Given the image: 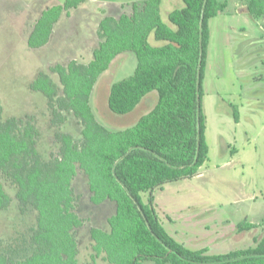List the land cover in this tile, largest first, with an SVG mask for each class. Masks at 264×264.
<instances>
[{
	"label": "trees",
	"instance_id": "16d2710c",
	"mask_svg": "<svg viewBox=\"0 0 264 264\" xmlns=\"http://www.w3.org/2000/svg\"><path fill=\"white\" fill-rule=\"evenodd\" d=\"M87 1L67 0L45 10L28 37L29 48L45 47L63 14L70 16ZM163 1L144 0L133 4L131 15L105 17L88 64H57L51 72L58 82L48 72L33 81L30 88L47 98L55 127L66 123L68 113L82 126L80 140L56 132L58 154L44 158L38 148L41 130L31 120H5L0 102V176L16 188L20 208L37 213L29 255L20 259L0 252V264H79L76 232L84 219L74 181L80 172L88 177L94 205L111 201L117 206L108 219L109 230L91 228L92 261L84 264H264V235L253 247L209 255L207 249L191 250L176 241L157 212L154 192L195 177L208 160L203 82L209 23L227 11L230 0H182L184 6L170 12L168 22ZM241 2L250 17L264 16V0ZM125 52L135 54L137 66L131 76L111 86L109 109L128 115L153 91L158 102L134 126L110 131L97 120L91 97L100 76ZM11 204L0 183V210ZM256 227L244 221L237 229L242 233Z\"/></svg>",
	"mask_w": 264,
	"mask_h": 264
},
{
	"label": "rangeland",
	"instance_id": "374dc122",
	"mask_svg": "<svg viewBox=\"0 0 264 264\" xmlns=\"http://www.w3.org/2000/svg\"><path fill=\"white\" fill-rule=\"evenodd\" d=\"M66 1L0 0L3 117L5 120L11 117L31 120L42 132L38 148L46 159L59 152L56 132L71 133L80 140L82 126L72 113H68L66 123L61 128L55 127L47 98L32 91L30 86L40 72H48L59 81L51 67L66 65L71 55L91 43L92 23L98 16L93 7L102 2L87 3L86 13H75L71 21L63 17L48 46L30 49L28 37L35 22L45 10ZM107 6L106 11L116 15V8ZM183 6L182 0H164L161 9L164 20L168 22L169 13ZM124 9L130 10L127 6ZM210 25L213 39L203 82L209 157L198 175L169 183L157 189L154 197L157 212L168 232L191 250L208 248L209 255H219L253 247L255 243L249 234H238L237 225L264 217V43L257 42L264 39V26L261 21L255 24L249 15L218 17L212 19ZM244 34L258 39L246 40ZM151 41L156 44L154 37ZM130 53L134 62L128 57L114 60L109 70L100 76L91 97L97 120L110 131L134 126L158 102V93L153 91L128 115H117L109 109L111 86L135 71L137 58ZM87 59L86 55L84 62ZM234 110L239 116V125H236ZM226 142L232 144V150ZM0 183L12 198L11 206L0 210V252L22 259L32 250L31 236L36 228L37 213L31 208H20L17 190L10 181L0 176ZM74 187L81 196L78 211L84 219V226L76 232L80 244L79 264H84L92 261L91 228L109 230L108 219L116 214L117 206L111 201L94 205L88 177L83 172L78 174ZM252 197L256 200L250 199ZM217 232L224 235L219 242Z\"/></svg>",
	"mask_w": 264,
	"mask_h": 264
},
{
	"label": "crops",
	"instance_id": "0c3cea01",
	"mask_svg": "<svg viewBox=\"0 0 264 264\" xmlns=\"http://www.w3.org/2000/svg\"><path fill=\"white\" fill-rule=\"evenodd\" d=\"M102 2L100 3V6L99 5H96V6H94L93 8L98 12V16H97V18H95L94 19V21H93V23H92V27H93V32H94V34H93V36H92V40H91V43H89V45L87 46L86 44L84 45L85 47H83L82 48V50H79L77 53H74L73 55H71V57L67 60V62L66 63H69L70 61H72V60H76V61H78V62H80V63H83V64H88L90 61H88V60H91L90 59V56L91 55H93L94 54V51L98 48V46H99V43H100V39H99V37H98V31H99V25H100V23H101V21L105 18V17H107V16H112V17H115V18H119L120 16H122L123 14H126V15H131L132 14V11H133V4L134 3H142L143 1H141V2H136V1H134V0H101ZM92 3V4H94V3H96L97 2V0H91V1H87V2H85L84 4H82L80 7H78L77 9H74V10H72L71 11V13H70V16H67L66 14H63V16L61 17V19L63 18V17H65L68 21H71L72 19H73V17H74V14L75 13H78L79 11H81L82 13H86L85 11H84V9H86V7H87V3ZM65 3V2H64ZM64 3H60V4H57V5H62V4H64ZM163 4V3H162ZM106 5H108L107 7H110V8H116V10H115V14L116 15H110L107 11H106V8H105V6ZM55 6V5H54ZM124 6H127V7H129L130 8V10L128 11V12H126L125 11V9H124ZM119 8H121V10H119ZM244 8H245V5H244V3L243 2H241V0H230L229 1V8L227 9V11L225 12V13H223V14H221V15H219L218 17H235V16H241V15H247V13L245 12V11H243L244 10ZM89 10L91 9V8H88ZM161 9H162V6H161ZM41 17V16H40ZM39 17V18H40ZM69 17V18H68ZM168 17V16H167ZM218 17H216V18H218ZM216 18H214V19H216ZM60 19V20H61ZM251 19H252V21H254V23L255 24H259V22L261 21L262 22V25L264 26V23H263V21H264V16L263 17H260V18H253V17H251ZM60 20H59V22H60ZM226 20H224L223 21V25L226 23L225 22ZM58 22V23H59ZM36 23V22H35ZM57 23V24H58ZM71 23V22H70ZM56 24V25H57ZM56 25H55V27H56ZM209 25H210V23H209ZM68 26V25H67ZM54 27V31H53V35H55V33H56V31H57V29ZM210 30H211V39H210V44H209V49H208V56H209V51H210V46H211V43H212V39H213V31H212V29H211V25H210ZM243 30V29H242ZM244 36H246V40H251V41H253V40H257L258 38L257 37H251V36H249V35H246V34H244ZM53 38H51V40H50V42L46 45V46H48L50 43H51V41L54 39V36H52ZM257 42H261V43H264V39L263 38H261V40H258ZM45 46V47H46ZM84 48H85V50H84ZM88 56V59H87V61H85L84 62V57L85 56ZM127 55V56H126ZM126 58V57H128V59H131L133 62H134V56H133V54H131L130 52H125V53H123V54H121V55H119L116 59H115V61L116 60H118V59H120V58ZM65 64V63H64ZM207 65H208V59H207ZM137 66V65H136ZM53 67V66H52ZM136 69V68H135ZM206 70H207V67H206ZM134 73V72H133ZM131 76V75H130ZM239 95H240V93H239ZM255 107H256V104L254 105ZM239 117V116H238ZM236 121V120H235ZM236 125H239L240 124V122H239V118H238V120L236 121ZM127 129V128H126ZM123 130H125V129H123ZM207 133V132H206ZM206 137H207V135H206ZM81 139V138H80ZM208 141V140H207ZM234 142H237V141H234ZM226 144H227V146L229 147V150L231 149L232 150V144L230 143V142H226ZM232 153V152H231ZM232 154H234V152L232 153ZM235 154H239V153H235ZM244 164V163H243ZM243 167L245 166V165H242ZM250 199H252V200H256V197L254 198V197H252V198H250ZM261 219H250L249 221L248 220H245V221H247V222H249L250 224H254V225H256L257 227L255 228V229H253V230H250V231H246V232H242V233H247V234H249V237L255 242V239H258V238H255V237H259V238H261L260 236L263 234L264 235V217H260ZM169 221H171L170 220V218H169ZM242 223V222H241ZM237 227H238V225H237ZM167 230V229H166ZM237 231H238V229H237ZM168 232V231H167ZM173 232V231H172ZM176 241H178L179 243H181V244H184L185 245V243H183V241H181V240H179L177 237H175V235H173L172 233H170V232H168ZM177 234V233H176ZM238 234L240 235L241 233L238 231ZM224 238V235H222V236H220L219 235V232H217V237H216V240L219 242V240L220 239H223ZM202 249H207L208 250V248H202ZM202 249H200V250H202ZM195 251H197V250H195ZM229 253V252H228ZM228 253H225V254H228ZM219 255H223V254H219Z\"/></svg>",
	"mask_w": 264,
	"mask_h": 264
},
{
	"label": "water",
	"instance_id": "95a60500",
	"mask_svg": "<svg viewBox=\"0 0 264 264\" xmlns=\"http://www.w3.org/2000/svg\"><path fill=\"white\" fill-rule=\"evenodd\" d=\"M201 49H202V46H201ZM201 61H202V59H201ZM199 135H200V131H199ZM199 150H200V141H199V145H198V155H199ZM198 155H197V158H198Z\"/></svg>",
	"mask_w": 264,
	"mask_h": 264
}]
</instances>
